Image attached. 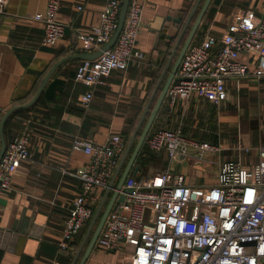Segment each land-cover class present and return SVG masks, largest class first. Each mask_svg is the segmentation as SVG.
I'll list each match as a JSON object with an SVG mask.
<instances>
[{
    "label": "built area",
    "instance_id": "obj_1",
    "mask_svg": "<svg viewBox=\"0 0 264 264\" xmlns=\"http://www.w3.org/2000/svg\"><path fill=\"white\" fill-rule=\"evenodd\" d=\"M3 3L0 0V11ZM60 6V0H48L44 11L33 14L43 24V44H53L64 34ZM121 6L122 0H107L98 22L77 32L82 48L95 51L110 39ZM142 12L143 0H129L114 41L97 56L82 57L77 63L74 77L86 85L81 103L91 101L95 87L106 83L112 69L126 70L132 59L144 55L136 45ZM245 76L264 77V19L251 8L236 12L220 34L207 29L189 43L165 95L171 103L195 97L220 104L228 98L230 84ZM144 141L150 151L164 150L169 163L148 174L127 173L122 188L131 190L113 201L96 244L104 248L130 244L131 260L125 264H264V144L256 161L223 160L214 181L196 183L187 181L171 162L207 160L221 150L220 143L166 125L154 127ZM70 146L90 158L74 172L81 179V191L62 221L63 247L91 217L95 191L107 186L124 139L119 132H110L103 140L76 134ZM30 156L29 135L19 131L0 156V195Z\"/></svg>",
    "mask_w": 264,
    "mask_h": 264
},
{
    "label": "crops",
    "instance_id": "obj_2",
    "mask_svg": "<svg viewBox=\"0 0 264 264\" xmlns=\"http://www.w3.org/2000/svg\"><path fill=\"white\" fill-rule=\"evenodd\" d=\"M47 1L4 0L0 11V120L12 105L29 101L43 83L35 99L12 110L3 123L6 145L17 132L28 133L31 156L22 160L10 186L0 195V264H71L91 218L66 247L60 245L62 221L70 201L81 191V179L74 172L90 158L89 154L71 148V138L80 134L103 140L110 132H119L125 148L195 2L143 0L136 45L144 55L132 59L126 70L112 69L106 83L95 87L91 101L85 105L80 96L86 85L74 77V72L82 58L78 53L93 51L82 48L76 34L98 22L107 0H60L58 18L65 24L64 34L53 44H43V24L33 14L44 11ZM77 4L83 8L78 9ZM247 8L264 19V0H211L192 40L207 29L220 34L236 12ZM246 78L260 82L264 77ZM204 102L209 101L192 97L171 103L165 95L151 127L164 125L174 114L189 111V103ZM145 148L143 141L133 159L131 173L135 164H139L137 174H148L169 163L164 150L148 153ZM178 163L172 161L171 165L177 168ZM104 191L105 187L96 189L97 202L90 204L93 212ZM88 239L89 236L74 264H78ZM131 253L128 243L104 248L95 242L83 264H125L131 260Z\"/></svg>",
    "mask_w": 264,
    "mask_h": 264
},
{
    "label": "rangeland",
    "instance_id": "obj_3",
    "mask_svg": "<svg viewBox=\"0 0 264 264\" xmlns=\"http://www.w3.org/2000/svg\"><path fill=\"white\" fill-rule=\"evenodd\" d=\"M246 77L230 84L228 98L222 103H189V111L174 114L165 122L166 126H180L187 135L213 140L222 146L207 160L198 158L195 162L192 157L178 163L177 168L173 167L175 170L183 171L189 179L214 181L220 161L239 159L248 164L258 159V148L264 144V78L258 82Z\"/></svg>",
    "mask_w": 264,
    "mask_h": 264
},
{
    "label": "water",
    "instance_id": "obj_4",
    "mask_svg": "<svg viewBox=\"0 0 264 264\" xmlns=\"http://www.w3.org/2000/svg\"><path fill=\"white\" fill-rule=\"evenodd\" d=\"M128 1L129 0H123L120 14H119V19H118V26L115 29L113 35L110 37L108 41H106L101 48H98L97 50L93 52H81L78 53L81 57H95L97 56L102 49L108 47L115 39V37L118 35L120 28L122 27L123 20L127 11V6H128ZM211 0H203L202 4L197 11L198 6L201 3V0H195L192 8L190 9V12L188 13L186 19L183 22V25L180 29V32L176 36V39L174 41V44L171 48L170 54L168 55L164 67L162 68L156 83L153 87V90L146 102V105L144 106V109L136 123V126L122 152V155L119 159V162L117 163L115 170L112 174V176L109 179V182L107 186L105 187V191L99 201V203L96 205L94 208V212L90 218V221L88 223V226L86 228V231L84 233L83 239L72 259L71 264H74L76 261V258L78 257V254L83 246V243L85 239L89 236L87 245L82 253V256L78 262V264H83L84 260L89 253L90 249L95 243V239L104 223V220L106 218V215L113 203V201L116 200H121L124 198V191L131 190V188H122V183L127 175V173L130 171L133 159L135 158L140 146L142 145L150 127L152 124V121L157 113V110L162 102V100L165 97L167 88L172 81V78L174 76V73L176 71V68L181 60V57L186 50L187 46L191 42L194 34L196 33V30L202 20V17L207 9V6L209 5ZM195 16V17H194ZM194 18V19H193ZM193 19V22L191 26L189 27V24L191 23ZM180 21L181 19H177ZM189 27V29H188ZM186 35V36H185ZM172 36V35H168ZM184 37V38H183ZM73 55V54H70ZM51 70L47 73L46 77L50 74ZM46 79V78H45ZM43 83L41 86L38 88L34 96L27 102L22 103V104H15L12 105L10 108H8L5 113L3 114L1 120H0V156L5 148L6 145V140L4 137L3 133V123L7 117V115L14 110L15 108L28 105L31 103L35 97L37 96L38 92L40 91ZM137 137L133 148L130 152V155L123 165L124 159L127 156L133 141ZM139 167V164H135L132 172L136 173L137 169Z\"/></svg>",
    "mask_w": 264,
    "mask_h": 264
},
{
    "label": "trees",
    "instance_id": "obj_5",
    "mask_svg": "<svg viewBox=\"0 0 264 264\" xmlns=\"http://www.w3.org/2000/svg\"><path fill=\"white\" fill-rule=\"evenodd\" d=\"M156 127V126H155ZM154 127H151V130L153 129ZM145 151H147L148 153H152L148 148H145Z\"/></svg>",
    "mask_w": 264,
    "mask_h": 264
}]
</instances>
